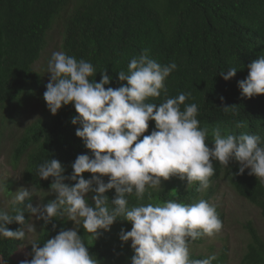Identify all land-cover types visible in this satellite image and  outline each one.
I'll return each mask as SVG.
<instances>
[{
    "label": "trees",
    "instance_id": "16d2710c",
    "mask_svg": "<svg viewBox=\"0 0 264 264\" xmlns=\"http://www.w3.org/2000/svg\"><path fill=\"white\" fill-rule=\"evenodd\" d=\"M64 11L68 13L64 19L63 52L94 65L96 74L90 80L99 82L101 71L107 69L112 80L106 88L126 84L119 80L118 72H127L130 60L147 50L150 58L161 65L174 62L177 68L165 80L167 92L147 98L146 103L160 104L167 98L190 92L191 97L180 106L181 110L186 104H197L200 127L209 130L206 138L209 147L214 146L211 133L216 127L222 133L256 134L264 142V94L242 97L238 86L249 74L248 65L264 55V0H0V109H12L25 89L40 80L33 64L45 47L48 30ZM229 67H236L237 73L224 80L219 73L227 72ZM225 105L234 106L225 113L222 108ZM77 115L73 104L65 105L57 114L51 113L47 120L29 128L17 149L19 154L29 148L26 181L37 188H49L53 178L39 177L40 164L57 159L65 168L64 175L70 176L71 165L79 154L92 155L83 139L76 135L81 125L71 123ZM237 122L244 126L237 128ZM154 129L155 121L150 120L144 135ZM213 164L215 174L209 183L226 168L216 160ZM239 168V162H230L229 182L240 196L260 208L264 219V183L254 174L249 175L250 169L240 174ZM83 176L89 179L92 174L85 172ZM102 178L108 182L107 176ZM161 180L158 189L148 190L150 200L148 192L143 201H138L135 193L127 196L129 207L168 200L184 204L200 200L199 182L189 187L187 179L179 176ZM105 194L111 200L116 192L113 188ZM88 195L91 203L93 194ZM31 200L26 199L23 205L12 204L6 211L15 215L16 209H25L29 223L32 214L26 209ZM42 223L45 224L43 220ZM71 225L66 217L54 218L34 241L43 247L48 239ZM8 227L15 231L22 225L13 222ZM131 228V222L118 218L110 230H98L97 238L86 232L83 225L79 234L97 264H128L134 255L131 240L121 241L120 233ZM247 228L251 241L242 263L264 264V239L251 223ZM201 240L202 237L190 243ZM25 241L26 237L23 240L0 237V264H21L17 257ZM31 253L32 245L28 247L27 260L32 258ZM207 257L190 252L191 259ZM224 257L225 254L217 257L212 264L220 263Z\"/></svg>",
    "mask_w": 264,
    "mask_h": 264
},
{
    "label": "clouds",
    "instance_id": "9594fccd",
    "mask_svg": "<svg viewBox=\"0 0 264 264\" xmlns=\"http://www.w3.org/2000/svg\"><path fill=\"white\" fill-rule=\"evenodd\" d=\"M176 68L174 62L161 65L144 50L130 60L127 72H118L119 80L127 83L106 88L112 80L107 69L101 71V79L96 82L89 79L96 74L91 62L78 61L62 51L52 54L43 99L53 115L65 105H74L79 115L72 117L71 123L81 125L76 135L92 155L79 154L71 165L70 176L64 175L65 168L57 159L39 165L40 178H53L48 194L55 193L56 199L36 206L28 203L26 210L45 224L66 217L75 226L61 230L43 247L31 241L32 258L21 264H97L79 234L80 226L97 238L98 230H110L118 218L132 223L130 231L122 229L120 233L121 241L131 240V264H212L217 259L215 254L191 259L189 251L190 241L212 237L222 230L214 204L204 199L191 204L168 200L129 207L127 199L135 193L137 200L143 201L148 192L150 200L148 190L159 188L161 178L168 180L172 176L187 179L189 187L199 182L197 191L206 190L215 174L213 160L226 168L233 160L239 162L240 174L250 169L249 175L254 174L264 183V142L259 135L222 133L216 127L211 133L214 146L209 147V130L200 127L197 104H186L181 110L180 106L191 97L190 92L160 104L145 102L149 97H159L161 91L167 92L165 80ZM248 68V76L238 82L242 97L264 94V55ZM237 70L229 67L219 75L230 80ZM233 106L222 108L228 113ZM150 120L155 121V129L144 135ZM243 126L236 124L237 128ZM85 172L92 176L85 179ZM104 176L108 177L107 183ZM66 180L75 183H65ZM113 188L116 195L109 200L105 193ZM89 193L93 194L91 203ZM34 195L40 196L35 185L21 187L15 192L13 203L23 205L26 198L31 200ZM24 211L16 209V214L10 215L0 208V237L23 240L26 233L36 231L32 223H26ZM13 222L22 227L10 229L8 225Z\"/></svg>",
    "mask_w": 264,
    "mask_h": 264
},
{
    "label": "rangeland",
    "instance_id": "374dc122",
    "mask_svg": "<svg viewBox=\"0 0 264 264\" xmlns=\"http://www.w3.org/2000/svg\"><path fill=\"white\" fill-rule=\"evenodd\" d=\"M67 13L68 11L62 12L54 20L48 30L45 47L39 59L33 64V68L40 74V80L25 89L13 103L12 109L7 107L0 109V208L4 210L14 204L16 191L21 187L30 188L33 185L25 179L29 148L19 154L17 149L28 134L29 128L47 120L51 115L43 99V93L49 82L48 65L52 54L57 51L63 52L64 19ZM37 189L43 199L34 195L30 202L33 206L41 202L47 204L56 199L55 193L48 194L50 187ZM200 199L216 206L218 215L222 216L223 228L212 237L203 236L201 241L190 243L189 251L208 256L215 254L216 257L225 254L224 259L218 264H243V257L251 241L247 224L251 223L264 239V219L260 208L233 189L228 179L227 168L222 170L219 178L210 183L209 188L202 190ZM71 222L73 228L75 222ZM29 223L36 227V231L26 233V241L17 257L20 261L27 260L28 247L31 245L29 243L41 235L45 228L42 219H37L33 214Z\"/></svg>",
    "mask_w": 264,
    "mask_h": 264
}]
</instances>
